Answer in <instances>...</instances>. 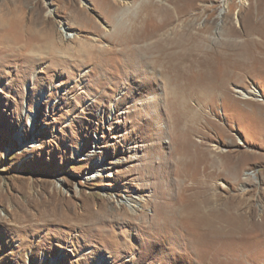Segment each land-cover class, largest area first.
I'll return each mask as SVG.
<instances>
[{
    "label": "rangeland",
    "instance_id": "obj_1",
    "mask_svg": "<svg viewBox=\"0 0 264 264\" xmlns=\"http://www.w3.org/2000/svg\"><path fill=\"white\" fill-rule=\"evenodd\" d=\"M122 1L0 15V264H264L257 0Z\"/></svg>",
    "mask_w": 264,
    "mask_h": 264
},
{
    "label": "bare ground",
    "instance_id": "obj_2",
    "mask_svg": "<svg viewBox=\"0 0 264 264\" xmlns=\"http://www.w3.org/2000/svg\"><path fill=\"white\" fill-rule=\"evenodd\" d=\"M22 1V0H21ZM115 1H120V2H124V4H127L125 1H122V0H115ZM19 2H20V0H0V15H19L20 14V12H21V10L19 9ZM112 2V4H110L109 5V11L111 12V14L112 15H114L115 16V14H119V13H122V15H123V18H122V20H123V22H122V24H121V26H119L118 28H117V31L115 32H113V34H114V37H115V39L119 42V43H121L122 45H126V46H128V47H133L132 46V44L134 43H136V41L134 40V37H133V33H132V30H134V27H136L137 26V23H138V21H137V17H135V16H131V14H129V11H130V8H131V5H125L126 7H124V6H120L119 4H117V3H115V2H113V1H111ZM106 6V5H105ZM252 7V4H250V8ZM122 8V9H121ZM125 8V9H124ZM256 8V7H255ZM108 9V8H107ZM53 8H51V7H48V10L46 11V13H45V15H46V17H49V16H51V14H52V12H53ZM177 11H178V8H177ZM78 12V11H77ZM172 12H174V10H172ZM254 12H255V9H254ZM177 12H175V14H176ZM78 14H79V12H78ZM156 14V13H155ZM73 15H76L75 13L73 14ZM169 15H171V14H169ZM254 15H264V0H257V12L256 13H254ZM137 18V19H136ZM141 19H142V17H141ZM140 22V21H139ZM142 22V21H141ZM167 24V23H166ZM163 25V24H162ZM127 27V28H126ZM59 29V32H60V35L63 37V39L65 40L66 39V41L67 40H72V39H76L77 38V36H76V33H74V32H72V31H69V30H67V27H65V26H63V25H61L60 26V28H58ZM140 29V28H139ZM180 29V28H179ZM232 30V29H231ZM230 29L229 30H226V35L227 36H229L230 38H232L233 36H232V31H231ZM235 32V31H234ZM187 33H190V40L188 41V42H193V45H194V48L193 49H191V51L193 52V50L194 49H196L197 50V48H196V42H194V40L192 41V37L195 35L194 33H193V31H192V29H189V30H187ZM139 34V33H138ZM183 35V34H182ZM135 36H136V34H135ZM147 36V35H146ZM150 36V35H149ZM188 36H189V34H188ZM237 36V35H236ZM141 37H143V36H141ZM186 38V37H185ZM140 39V38H139ZM146 40H147V38H145ZM195 39V38H194ZM235 39V38H234ZM6 39H4V41H5ZM48 40H49V42L46 44V45H49V47H50V50H53V51H58L59 49H61L63 46H59V48L57 47V46H55V44H54V41H53V36H52V32H50V34H49V37H48ZM137 40V39H136ZM145 40V41H146ZM170 40V39H169ZM178 40V39H177ZM163 41H164V39H163ZM168 41V40H167ZM179 41V40H178ZM177 41V42H178ZM197 41H199V40H197ZM140 42V41H139ZM142 42L144 43V41H143V39H142ZM175 42V41H174ZM187 42V41H186ZM170 43V42H169ZM173 42L171 41V44H172ZM179 43H180V41H179ZM179 43H177L178 45H182L181 43L179 44ZM137 44H138V42H137ZM186 44V43H185ZM191 44V43H190ZM189 44V45H190ZM90 45V44H89ZM163 45V44H162ZM165 45V46H164ZM163 46L164 47H166V44H164ZM199 45V44H198ZM91 46V45H90ZM93 46V45H92ZM138 46V45H137ZM145 46V45H144ZM143 46V47H144ZM149 46V45H148ZM147 46V47H148ZM150 46H153V45H150ZM149 46V47H150ZM162 46V47H163ZM170 46V45H169ZM186 46V45H185ZM44 48H47V46H43ZM81 47V46H80ZM135 47V46H134ZM142 47V48H143ZM146 47V48H147ZM155 48V47H154ZM160 48V47H159ZM158 48V49H159ZM178 48L180 49V46H178ZM190 48V47H189ZM63 49H65V48H63ZM165 48H163V50H164ZM174 49V48H173ZM171 50V49H170ZM176 50V49H175ZM183 50H185V49H183ZM152 51H153V49H152ZM180 51H182V49L180 50ZM190 51V54L188 55L189 56V58L190 57H192L194 54H191L192 52ZM172 52V51H171ZM183 52V51H182ZM187 51H185V53H186ZM151 53V52H150ZM160 53V52H159ZM165 53H166V51H165ZM172 53H176L175 51H173ZM178 53H180V52H178ZM167 54V53H166ZM151 55V54H150ZM170 55H171V53H170ZM179 55V54H178ZM184 55V54H183ZM183 55H182V58H183ZM169 56V55H168ZM176 56V55H175ZM185 56V55H184ZM169 57H171V56H169ZM169 57H167L168 59H169ZM174 57V56H173ZM172 57V58H173ZM195 57V56H194ZM162 58V57H161ZM166 58V59H167ZM171 58V59H172ZM176 58H177V56H176ZM181 58V59H182ZM153 59V58H152ZM155 59V58H154ZM164 59V58H163ZM166 59H164V60H166ZM179 59H180V57H179ZM178 59V60H179ZM180 59V60H181ZM177 59H175V61H176ZM193 60V59H192ZM196 60V59H195ZM194 60V61H195ZM172 62V61H171ZM177 62V61H176ZM179 62V61H178ZM188 62H189V59H188ZM192 62V61H191ZM192 63H194V62H192ZM163 64V63H162ZM173 64V63H172ZM179 64V63H178ZM192 65V64H191ZM162 66V65H161ZM165 66H168L167 64L165 65ZM171 66H173V65H171ZM179 66V65H178ZM171 68V67H170ZM176 68V67H175ZM178 69V68H177ZM173 72V71H172ZM177 76V75H176ZM242 94H243V98H251L250 96H246V94L244 93V92H242V91H240ZM255 93H257L256 91H255ZM257 96L259 95V94H256ZM261 97V96H260ZM262 98V97H261ZM209 202V197L208 196H203V198L200 200V202L202 203V204H204V203H206V202ZM204 205H206V204H204ZM236 205V204H235ZM195 208L194 209H196L198 212L200 211L199 210V208L197 207V206H194ZM238 209V208H237ZM203 210L204 211H208L209 210V208L208 207H203ZM209 243V242H208Z\"/></svg>",
    "mask_w": 264,
    "mask_h": 264
},
{
    "label": "crops",
    "instance_id": "obj_3",
    "mask_svg": "<svg viewBox=\"0 0 264 264\" xmlns=\"http://www.w3.org/2000/svg\"><path fill=\"white\" fill-rule=\"evenodd\" d=\"M251 101H256V102H258L260 105H262L263 107H264V99H262V101L260 102V101H257V100H254V99H250ZM259 100V99H258ZM261 100V99H260ZM246 101H248V100H246ZM244 102V101H243ZM250 107H253L254 105L253 104H250L249 105ZM251 113L252 112H254L253 111V109H251V110H249Z\"/></svg>",
    "mask_w": 264,
    "mask_h": 264
}]
</instances>
